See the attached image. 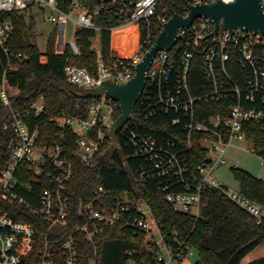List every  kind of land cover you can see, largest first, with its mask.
Listing matches in <instances>:
<instances>
[{"label":"built area","instance_id":"2783aa9c","mask_svg":"<svg viewBox=\"0 0 264 264\" xmlns=\"http://www.w3.org/2000/svg\"><path fill=\"white\" fill-rule=\"evenodd\" d=\"M163 1L118 3L113 0L107 3L108 9L118 5L117 9L125 16L122 26L111 29L112 35L134 29L137 48L129 56L112 49L110 63H106L100 48L94 49L96 72L68 65L65 69L68 82L86 90L97 88L108 80L128 83L135 75L137 63L156 40L150 32L142 39L141 25L150 24ZM216 1L188 0L187 4L189 9L191 5ZM220 1L233 3L236 0ZM66 3L67 11L63 9ZM262 4L264 7V0ZM30 10L49 13V20L56 28L55 52L58 55L69 50L73 57H81L77 32L80 29L100 30L96 22L98 12H90L83 0H0V49L8 59L12 57L9 43L15 35L11 13ZM172 11L164 9L161 30L172 17ZM70 22L74 26V40L67 42ZM214 29L212 21L196 19L190 27L179 29L176 43L170 50L155 55L133 120L117 133L114 152L123 154L118 140L121 135L130 149L126 159L131 157L138 161L134 168L138 181L156 183L166 202L180 214L196 219L206 190L213 188L222 191L261 222L264 208L240 191L223 187L213 173L218 164H226L227 146L234 140L252 142L247 137V126L264 121V35L240 29L231 33L222 27L214 33ZM198 67L203 83L192 86L191 78L195 80ZM11 90L4 75L0 98L10 108L11 121L6 129L9 128L13 136L8 164L0 168V198L30 210L36 221L13 219L0 208V264H23L36 249L35 264H100L97 241L115 226L145 236L141 250L125 251L126 264H183L197 256L196 249L177 232L170 235L165 231L155 218L150 201L140 194L135 184L120 194L98 186L90 201H80L77 215L73 216L67 196L74 176L73 161L60 143H40L39 129L31 124L33 118L45 112L44 97L14 107L9 96ZM89 100L86 115L62 112L52 116L51 121L62 131H72L77 138L74 155L82 164L94 167L111 152L110 131L121 115V108L106 94ZM205 105L214 107L208 110ZM159 116H171V132L163 139L144 131L146 122ZM195 136L208 153L207 162L197 170L191 167L186 156ZM256 152L264 164L263 153ZM25 164L29 166L27 171L35 173L32 181L47 183L36 203L24 195L32 191V184L20 179ZM86 243L93 248L90 254L84 247Z\"/></svg>","mask_w":264,"mask_h":264},{"label":"trees","instance_id":"16d2710c","mask_svg":"<svg viewBox=\"0 0 264 264\" xmlns=\"http://www.w3.org/2000/svg\"><path fill=\"white\" fill-rule=\"evenodd\" d=\"M67 1V0H64ZM90 12H98L96 22L100 30L80 29L77 32L78 44L82 51L79 58L73 57L68 50L64 55L55 52L56 28L48 38L46 50L42 52L34 43L28 45L26 30L32 38L35 20L30 10L26 13L14 12L11 17L15 23V35L9 43L12 54L11 59L0 49V84L4 75L12 90L9 93L14 107L36 102L44 97L45 112L31 121L32 126L39 129V142L52 144L58 142L63 147L65 154L73 161L74 176L70 183L67 196L70 200L71 214L77 215L80 201H90L93 192L98 186L120 194L131 189L135 184L140 194L150 201L157 221L164 226L170 235L177 232L178 236L190 243L197 251L198 261L195 264H241L243 259L264 244V216L261 222L257 218L229 199L218 189H207L203 197L200 215L195 219L191 216L174 211L166 202L164 195L159 192L156 183H141L137 179L134 168L138 161L131 157L126 159L130 149L126 141L119 136L123 154L108 152L101 162L94 167L82 164L74 155L76 150V136L71 130L62 131L51 117L68 112L73 115H86L90 100L80 97L81 89L68 82L65 69L68 65L75 64L89 68L92 72L97 70V54L93 48L92 40L99 35L102 57L110 63L112 52V28L120 27L125 23V16L117 8L108 9L109 0H83ZM188 0H165L158 6L155 16L150 24L141 25L142 39L148 32L156 39L162 26L164 9L173 10L183 16L188 12ZM105 6V8H103ZM63 9L67 11V3ZM118 52L126 56L137 48V39L133 31H119ZM47 61L42 63V57ZM195 80L191 78L192 86L203 83L199 67L195 69ZM206 109H213V105H205ZM171 116H159L146 122L145 133L159 139L169 136L171 132ZM10 108L0 98V168H4L9 161L10 141L12 132L6 125L10 124ZM247 137L254 144L255 151L264 155V121L259 124L247 126ZM186 156L193 169L207 162L208 153L201 145L199 137H194L191 148L186 150ZM126 160L128 163H126ZM29 166L22 167L20 179L32 184L31 192H24L27 199L37 202L39 195L47 183L32 181L35 178L33 171H27ZM239 182L240 192L252 202L264 208V181L256 178L251 173L239 168L232 169ZM0 208L7 211L13 219H22L34 223L36 218L30 210L0 198ZM144 234L133 230L115 226L109 228L98 239L100 264H126L125 251L128 249L141 250ZM86 252L91 253L93 248L89 243L84 245ZM38 250L36 249L23 264H35ZM249 264H264V257L254 260Z\"/></svg>","mask_w":264,"mask_h":264},{"label":"water","instance_id":"95a60500","mask_svg":"<svg viewBox=\"0 0 264 264\" xmlns=\"http://www.w3.org/2000/svg\"><path fill=\"white\" fill-rule=\"evenodd\" d=\"M115 1L118 3H134L138 0ZM201 18L212 21L215 27L214 33L222 27L231 33L240 29L264 35V7L262 0H236L233 3H224L217 0L210 4H195L189 7V12L186 16L172 11V17L163 25V29L156 38L154 45L137 63L135 75L128 83L120 84L108 80L97 88L90 90L81 89L80 91V97L92 99L106 94L119 103L121 115L110 131L112 139L111 152L115 151L117 147V133L128 121L133 120V112L145 88L147 72L155 55L159 51L170 50L176 43L179 29L188 28L196 19ZM25 34L28 45H31L32 40L29 31L26 30Z\"/></svg>","mask_w":264,"mask_h":264},{"label":"rangeland","instance_id":"374dc122","mask_svg":"<svg viewBox=\"0 0 264 264\" xmlns=\"http://www.w3.org/2000/svg\"><path fill=\"white\" fill-rule=\"evenodd\" d=\"M35 25L32 30V38L31 40L36 43L42 52H45L46 45L49 36L53 32L55 25L49 20V13H43L38 10H34L32 13ZM116 33V32H115ZM115 33L112 35L111 45L112 49L116 51L113 47V37ZM99 38V37H98ZM67 42H71L74 40V26L73 23L70 22L67 28ZM93 48H100V39L93 41ZM42 62L45 63L44 58H42ZM220 152H217V156ZM226 164L220 165L218 164L215 167L213 176L221 183L223 187L230 191L239 192L240 186L239 182L235 177V173L233 172L234 167H238L241 170L247 171L251 173L258 179L264 181V164H262L261 155L255 151L254 145L250 141H232L226 148L225 152ZM215 160L216 157H213ZM264 257V244L260 245L249 259H246L242 262V264H249L253 260H257ZM199 257L196 256L188 261H185L183 264H195L198 261Z\"/></svg>","mask_w":264,"mask_h":264},{"label":"bare ground","instance_id":"6f19581e","mask_svg":"<svg viewBox=\"0 0 264 264\" xmlns=\"http://www.w3.org/2000/svg\"><path fill=\"white\" fill-rule=\"evenodd\" d=\"M134 29L132 30H128V31H133ZM118 34H119V31L115 33L114 37H113V47L116 51H118ZM136 49V48H135ZM133 51V50H132ZM131 51V52H132ZM131 52L129 54H127L126 56H129L131 55Z\"/></svg>","mask_w":264,"mask_h":264},{"label":"crops","instance_id":"0c3cea01","mask_svg":"<svg viewBox=\"0 0 264 264\" xmlns=\"http://www.w3.org/2000/svg\"><path fill=\"white\" fill-rule=\"evenodd\" d=\"M54 29H55V28H54ZM44 60H45V62H46V61H47V58L44 57ZM258 247H259V246H258ZM258 247H257V248H258ZM257 248H256V249H257ZM256 249L253 250L250 254H248V255L243 259V261L246 260V259H249V260H250L251 255L253 254V252L256 251ZM243 261H242V262H243ZM253 261H254V260H253ZM250 263H251V262H250ZM241 264H242V263H241Z\"/></svg>","mask_w":264,"mask_h":264}]
</instances>
